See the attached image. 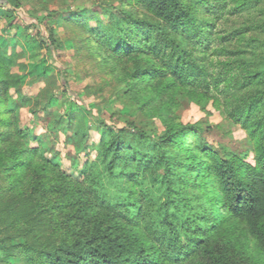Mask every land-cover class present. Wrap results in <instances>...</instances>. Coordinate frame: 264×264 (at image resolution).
<instances>
[{
  "label": "trees",
  "instance_id": "16d2710c",
  "mask_svg": "<svg viewBox=\"0 0 264 264\" xmlns=\"http://www.w3.org/2000/svg\"><path fill=\"white\" fill-rule=\"evenodd\" d=\"M47 1L40 16L34 0H0L6 31L35 28L54 57L60 20L90 74L101 73L85 92L111 120H84L72 134H100L79 179L42 139L32 146L13 99L22 76L0 34V264H264V0ZM66 69L67 93L96 116ZM59 95L42 107L58 116L49 125L76 130L74 114L48 108ZM187 102L206 117L214 108L251 149L212 142L207 119L184 122ZM124 108L158 119L162 132Z\"/></svg>",
  "mask_w": 264,
  "mask_h": 264
},
{
  "label": "rangeland",
  "instance_id": "374dc122",
  "mask_svg": "<svg viewBox=\"0 0 264 264\" xmlns=\"http://www.w3.org/2000/svg\"><path fill=\"white\" fill-rule=\"evenodd\" d=\"M34 2V13H38L42 16L41 13L43 12L42 10H44L43 5L40 3V0L39 2L34 0ZM45 2L48 1L45 0ZM70 2L74 4L73 7H85L90 5L88 0H71ZM22 13L26 16L28 14L25 10L22 11ZM7 15V10L0 6V34L2 36L4 35V39L7 40L8 43L5 45L7 53L13 57L15 61L12 70L18 72L22 76L20 91H12L13 99H16V103L18 104L17 112L21 125H26L32 130L30 136L32 146H37L39 143L37 140L42 139V141L49 144V151H52V153L48 152L47 155L52 157V154L53 156L57 154L63 169L79 179L81 177L79 171L83 164L88 158H93L97 154L95 149L90 151L91 148L89 144L97 142L100 139V134L96 130L91 129L89 138L86 139V141L82 135H77V137L74 138L72 134L77 130L80 131L79 129L82 127L84 120L86 124L91 120L103 117L109 121L111 120L110 113L103 109L102 99L96 97L94 94L87 95L85 92L86 86H94L97 81L101 80L102 75L97 70L90 74V71L93 69L91 62L82 53L76 51V49L72 47L71 41L66 39L68 37L67 30L60 20L53 23L57 28V37L60 41L59 47L61 50L52 57L47 48L42 47L41 42L37 40L38 36L35 28H27L20 25V31L18 28L14 27L11 31L8 30L7 32ZM19 20L20 18H16V23L19 24ZM18 31L20 32L19 34ZM16 33L19 39L14 38ZM13 39H17L15 44L11 41ZM35 39L37 41L33 42L32 40ZM58 67L67 68L71 92H78L84 101L88 102L93 108H96L98 110L96 116L93 117L88 110L78 104L74 95L67 93L65 86H63ZM51 90H55L60 95L54 98L48 105L50 112H56L57 110L61 113L68 111L74 114L76 116L74 124V126L77 127L76 130L67 129L65 131L64 129H57L49 125L52 122L51 117L58 118L57 114H53L52 116L47 115L46 111L42 108L45 106L48 100V94ZM41 91H45L43 93L44 96L41 101L37 102L35 98ZM27 100H30L29 103H25ZM210 110L212 114L206 117L205 113L197 105L187 102L178 113L181 115L184 122H194L202 118L205 120L207 119L214 128L208 135L212 142L227 143L229 146L239 151L251 149L246 134L242 129L224 120L219 112L211 106ZM121 112L122 114H126L124 116L130 121L152 126L156 134L162 132L163 126L158 119H149L130 108L121 109ZM70 137L72 139H68ZM251 155L252 154H250L247 159L254 162L253 156ZM10 264L21 263L17 258H13Z\"/></svg>",
  "mask_w": 264,
  "mask_h": 264
},
{
  "label": "crops",
  "instance_id": "0c3cea01",
  "mask_svg": "<svg viewBox=\"0 0 264 264\" xmlns=\"http://www.w3.org/2000/svg\"><path fill=\"white\" fill-rule=\"evenodd\" d=\"M3 8V7H2Z\"/></svg>",
  "mask_w": 264,
  "mask_h": 264
}]
</instances>
